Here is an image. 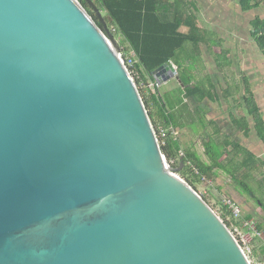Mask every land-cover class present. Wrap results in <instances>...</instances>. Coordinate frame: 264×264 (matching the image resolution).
<instances>
[{
  "label": "water",
  "instance_id": "water-1",
  "mask_svg": "<svg viewBox=\"0 0 264 264\" xmlns=\"http://www.w3.org/2000/svg\"><path fill=\"white\" fill-rule=\"evenodd\" d=\"M90 5L107 35L78 0H0V264H250L168 165Z\"/></svg>",
  "mask_w": 264,
  "mask_h": 264
},
{
  "label": "trees",
  "instance_id": "trees-1",
  "mask_svg": "<svg viewBox=\"0 0 264 264\" xmlns=\"http://www.w3.org/2000/svg\"><path fill=\"white\" fill-rule=\"evenodd\" d=\"M78 2L87 11L91 7V2L98 7L102 15L103 13L108 15L119 37L118 48H122L123 51H121L125 54L131 52L135 54V71L139 73L140 80L154 81V72L157 69L170 61L175 64L179 77V87L175 91L179 95L175 105L182 107L188 103L195 110L194 114L199 115V112L202 111L199 104L209 100V91L204 86L195 85L193 76L185 74L189 68L186 64L188 61L184 60L183 56L190 55L187 45L191 47L189 49L193 55L200 54L201 45L208 47L211 42L207 31L198 26L196 15L198 9L193 4V0H78ZM240 5L243 12H251L264 6V0H240ZM90 15L98 27L107 35V31L96 13ZM182 27L187 29L186 33L181 32ZM251 27L253 40L264 52V36H261V33L264 32V18L255 17L251 21ZM182 53L184 55H181ZM181 71L184 74L181 75ZM139 91L156 131L162 154L172 169L177 168L174 161H179L178 166L182 165V169L178 171V175L198 193L196 180L198 177L212 180L214 170L221 169L219 161L222 153L219 154L216 149H212L206 141L203 148L207 161H202L198 154L192 150V145L191 147L183 146L179 131L185 127L175 115L174 106L169 107L171 103L166 97L159 90L151 93L148 97L143 95L141 90ZM250 96L247 99L248 107L259 129V136L264 142L263 120L252 93ZM152 106L156 112H152ZM173 133H177V136H174ZM223 148L225 149V146ZM186 167L195 169L196 173L190 177L186 172ZM199 197L213 211L206 196L201 195ZM227 201H224V214L222 213L219 218L225 226L232 229L233 225L229 219L232 220L233 215ZM238 224L244 225V220L242 219Z\"/></svg>",
  "mask_w": 264,
  "mask_h": 264
},
{
  "label": "crops",
  "instance_id": "crops-1",
  "mask_svg": "<svg viewBox=\"0 0 264 264\" xmlns=\"http://www.w3.org/2000/svg\"><path fill=\"white\" fill-rule=\"evenodd\" d=\"M196 15L198 18V26L202 28L200 25V13L197 12ZM203 29L205 28L203 27ZM186 31L187 29L185 27L181 28V32L186 33ZM206 31L207 35L211 32L209 30ZM250 37H252L251 32ZM208 38H210L211 43L208 47L204 45L205 49H210L214 45L220 44L219 41L212 40L211 36H208ZM255 44V47L258 49V56L253 57V59L246 56L245 52L242 54V57L238 52L230 56L228 50L224 52V57L222 58L224 62H222L219 57L211 62V68L215 69V72L218 71L222 73V78L217 74H215L213 78L210 77V74L209 78L207 76L209 100H205V102L208 103L211 113H214V110L221 111L224 106L227 107V109H225L227 117L220 116V118L215 117L209 119L208 127L211 130L209 133V146L211 148L215 146L212 149H216L219 154L224 153L225 155L219 161V163H221V169L214 170L212 183L218 185V191L224 192L223 195L225 197H230L228 200H233L242 208L244 221H253L257 229L264 231V142L259 136V129L254 118L251 116L247 103V99L251 97L250 93H252V97L256 101L258 111L263 120L264 130V87L259 85L258 88H254L255 79H264V73H260V71H262L260 69L264 65V52L259 48L256 42ZM187 48L191 47L189 46ZM236 48L238 49V47ZM245 48H247L249 52L248 42H246ZM248 52L246 51V53ZM200 54H193L192 56L195 57ZM201 60L202 57L199 61ZM199 61H195L193 64H198ZM186 63H189V61ZM174 66L177 68L175 64ZM251 67L253 70H249ZM204 68L205 65H202V67L199 66L198 70H204ZM220 68L222 71L219 70ZM225 69H228V71ZM254 71L260 74H253ZM194 79L193 76L195 85L203 86L202 83L196 84L197 82ZM221 79L225 80V86L220 93L219 80ZM170 86L164 90L162 89V94L167 100L171 99L170 96L174 93L173 90L175 89L174 85ZM203 103L199 104V108L204 105ZM151 110L152 112H156L153 106ZM192 112L195 113V110L193 109ZM246 130H249V132H246ZM202 131L204 132L205 130ZM213 141H215V143H213ZM223 146H225V149ZM198 156L202 161H207V158L203 160L199 154ZM234 167L235 169L238 168V170L234 171ZM233 171L235 173H233ZM238 225L239 224L235 223V228H240L243 233L251 237L253 257L258 262H264V247L262 243L253 238L251 231L244 228V225Z\"/></svg>",
  "mask_w": 264,
  "mask_h": 264
},
{
  "label": "rangeland",
  "instance_id": "rangeland-1",
  "mask_svg": "<svg viewBox=\"0 0 264 264\" xmlns=\"http://www.w3.org/2000/svg\"><path fill=\"white\" fill-rule=\"evenodd\" d=\"M193 2H194L193 4L197 6L198 13H200V25L202 26V28L204 27L206 30L211 31L209 33V36H211L212 40L219 41L220 44H216L210 49H205V46L202 45L201 54L195 57L192 56V53L190 52L191 49L188 48V52L190 53V55L183 56L184 60L189 61V63H186L188 65L187 67L189 68V71L185 72V74L194 76L195 78L194 80H196L197 82V83L195 82L196 84L202 83V85L206 89H208L207 76L209 78V74L210 77L212 78L214 77L215 74H217L220 78H222V73L218 71L215 72V69L211 68L212 66L211 62H213L217 57L221 58V61L224 62L222 58L224 57L225 51L229 50L230 56L234 55L237 52L241 57L243 56L242 54L244 52L246 56L251 57L252 59L253 57L258 56L257 53L258 49L257 47H255L256 44L252 39V37H250V32L252 30L250 22L255 17L264 18V6L251 12H243L242 7L240 5V0H193ZM87 12L89 14L96 13L95 9L92 6L90 7V9H88ZM101 16L107 24V30L113 34L115 41L118 42L119 37L118 34L116 33L115 26H113L112 21L110 20V18L106 13H103V15L101 13ZM246 42H248L249 45V52L247 48H245ZM186 47H189V45H187ZM236 47H238V49ZM119 50L122 53L123 51L122 48ZM246 51L248 53H246ZM127 55H131V53H127ZM181 55L184 54L182 53ZM201 57H202L201 61L203 62L199 61ZM190 60L192 62H190ZM195 61L196 62L199 61L198 63L199 65L197 63L193 64V62ZM202 65H205L204 70H198L199 66L202 67ZM219 70L222 71L221 68ZM225 70L228 71V69ZM249 70H253V68L251 67V69ZM260 70H262L260 71V73H264V65ZM260 73L257 71L253 72V74L255 75ZM180 74L182 75L184 73L181 71ZM255 80L256 81L254 82L255 83L254 88H258L259 85L264 87V79L262 80L255 79ZM143 81L144 80L142 79L140 80L141 82L140 86H138L137 84V87L139 90H141L142 94L148 97L151 93H155L154 91H148L145 88L146 83L145 81L144 82ZM219 83H220L219 91L221 93L222 88L225 86V80L221 79L219 80ZM171 84L175 86V89L173 90L174 93L171 94L170 96L171 99L168 100L169 103H171L169 107L174 106V108L176 109L175 115L178 117L180 123H182V125L185 127L184 129L179 131L180 140L182 141L184 147H191L192 145L191 147L192 150L197 152L202 157V159L205 160L207 157L204 155L203 152V144L206 141L207 142L210 141L209 133L211 132V130L208 127L209 119L215 117L220 118V116L227 117V113H225V109H227V107L224 106L221 111L214 110V113H211L209 110L208 103L203 101L205 103H203L204 105L202 104L203 106H201L200 108L202 111H200L199 115L197 116L192 112L193 109L189 104L185 103L182 107L179 105H175V101L179 95L177 92L175 93V91L179 87L176 78L170 79L166 81L164 84H161V87L159 89L160 93L162 94L163 93L162 89L163 90L166 89ZM202 128H205L204 132L202 131ZM213 143H215V141H213ZM214 147L215 146H213L212 148ZM224 156H225L224 153H222L220 160ZM174 163L177 164V168H176L177 170L182 169V165L178 166L179 161H174ZM168 165L170 166L169 162ZM186 169H187L186 172L190 177L191 175H194V173H196L195 170H193V168L191 167L189 168L186 167ZM235 170L237 171L238 168L235 169L234 167V171ZM234 171L233 173H235ZM213 178L212 180H208V179L206 180L204 178L198 177V180H196L197 181L196 189H198L197 196L198 195L206 196L209 206L213 209L214 214L217 217H219L223 213L224 201L230 199V197L228 196L225 197L223 195L224 192L218 191L219 190L218 185L212 183ZM229 221L232 222V225L234 226L232 227V229H234L236 220L235 219L231 220L230 218ZM236 223L238 224V222Z\"/></svg>",
  "mask_w": 264,
  "mask_h": 264
},
{
  "label": "built area",
  "instance_id": "built-area-1",
  "mask_svg": "<svg viewBox=\"0 0 264 264\" xmlns=\"http://www.w3.org/2000/svg\"><path fill=\"white\" fill-rule=\"evenodd\" d=\"M261 36H264V32L261 33ZM118 57L120 58L123 66L127 70L129 76L132 77L133 81L140 86V76L137 71H135V65H136V58L135 54L131 52V55L121 53L120 50L118 51ZM136 80V81H135ZM144 82V81H143ZM145 88L148 91H154L160 89L161 83L154 80H148L145 81ZM174 136H177V133H173ZM182 155V152L180 153ZM166 158V157H165ZM167 160V159H166ZM195 170V169H193ZM196 172V170H195ZM227 205L230 207V210L232 211L233 219L236 220V222H240L243 219V210L242 208L236 204L232 200L227 201ZM244 228H247L249 231H251V235L253 238L257 239L260 243H262L264 247V231H261L256 228V224L253 221H244ZM233 234L235 235L236 239L238 240L239 244L241 245L246 257L248 258L250 264H264V262H258L253 257V251H252V241L251 237L247 234L243 233L240 228H234L231 230Z\"/></svg>",
  "mask_w": 264,
  "mask_h": 264
}]
</instances>
